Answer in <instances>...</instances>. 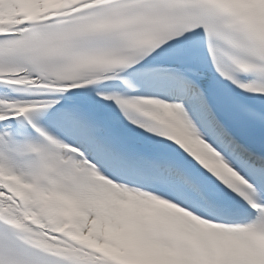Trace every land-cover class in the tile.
Here are the masks:
<instances>
[{
	"label": "snow or ice",
	"instance_id": "1",
	"mask_svg": "<svg viewBox=\"0 0 264 264\" xmlns=\"http://www.w3.org/2000/svg\"><path fill=\"white\" fill-rule=\"evenodd\" d=\"M0 264H264V0H0Z\"/></svg>",
	"mask_w": 264,
	"mask_h": 264
}]
</instances>
